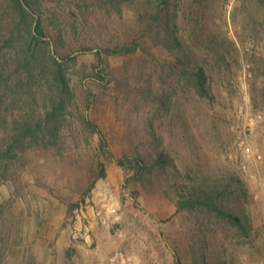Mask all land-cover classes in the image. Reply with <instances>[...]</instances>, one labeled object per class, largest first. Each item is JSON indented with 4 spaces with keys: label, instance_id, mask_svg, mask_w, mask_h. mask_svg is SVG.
<instances>
[{
    "label": "rangeland",
    "instance_id": "obj_1",
    "mask_svg": "<svg viewBox=\"0 0 264 264\" xmlns=\"http://www.w3.org/2000/svg\"><path fill=\"white\" fill-rule=\"evenodd\" d=\"M133 1L35 0L47 53L67 56L75 99L58 147L26 146L6 171L0 162V264H109L116 251L129 264H264V3L173 0L178 53L157 34L165 21L152 23ZM18 17L0 0V48ZM116 45L121 53L105 51L101 63L97 52ZM191 56L211 99L182 72L180 58ZM20 99L10 110L29 109ZM162 150L174 166L156 163ZM137 156L148 165L141 178ZM234 175L248 235L212 212L178 209L182 181Z\"/></svg>",
    "mask_w": 264,
    "mask_h": 264
},
{
    "label": "trees",
    "instance_id": "obj_2",
    "mask_svg": "<svg viewBox=\"0 0 264 264\" xmlns=\"http://www.w3.org/2000/svg\"><path fill=\"white\" fill-rule=\"evenodd\" d=\"M111 1L118 2V4L134 5L133 0ZM259 1L264 3V0ZM12 3L19 17L11 34L6 37L4 45L0 48V127L6 128L4 132L6 136H4L3 144L0 145V162L4 164L5 171L9 163L18 158L26 146L51 148L60 145L70 105L75 99L74 88L66 68L67 56L57 49L56 54L47 53V47H50L52 41L46 39H51V37L35 0H12ZM172 4L173 0H141L139 8L142 5L145 7L144 13L146 14L142 16L149 15L151 22L154 20L165 21L163 28L159 29L157 34L165 33L166 40L170 35L169 42L167 41L164 47L182 53L185 52V48L176 42L178 36L172 33L171 22L166 15ZM16 42L19 46L15 45ZM117 47L119 46L116 45L115 48L107 46L97 52L100 62L104 63L102 54L105 51L114 54L121 53ZM128 49L130 51L132 48ZM189 53L187 52V55ZM46 54L49 56L47 57ZM183 55L186 56L185 53ZM14 56L15 58H13ZM180 59L184 65L181 68L182 72L195 82L197 92L203 97L213 98L214 95L208 86L209 77L205 66L194 58L192 60H187L185 57ZM15 62L17 66L13 68ZM21 69L26 72V75L21 73L16 77L15 71L18 72ZM38 83L43 86L40 91L35 89L38 87ZM19 87L25 88L26 94H29L27 97H24L25 94H21L29 106L26 112L10 110L21 102V96L17 95L16 90ZM36 93H40V96L37 95L34 98L32 95ZM11 98L12 102L9 101ZM85 122L86 125L89 124V127L96 126L89 117L85 118ZM156 154V163L160 166L170 165L172 167L175 165L170 155L164 150ZM135 161L138 164L136 177L141 178L142 173L148 167L146 159L144 156H137ZM120 163L126 165L127 162L120 160ZM175 167L173 171H175L176 177L182 178L183 174L180 169ZM106 176L107 169L105 163L101 161L97 177L100 179ZM181 185L176 190L179 210L195 213L212 212L216 217L231 222L244 234H249L251 222L244 215L241 205L238 206L241 193L246 192L239 176L211 178V181L207 177L201 178L200 181L189 177V181H182Z\"/></svg>",
    "mask_w": 264,
    "mask_h": 264
},
{
    "label": "built area",
    "instance_id": "obj_3",
    "mask_svg": "<svg viewBox=\"0 0 264 264\" xmlns=\"http://www.w3.org/2000/svg\"><path fill=\"white\" fill-rule=\"evenodd\" d=\"M98 214H101L99 211ZM130 258L122 251H116L109 260V264H129Z\"/></svg>",
    "mask_w": 264,
    "mask_h": 264
}]
</instances>
